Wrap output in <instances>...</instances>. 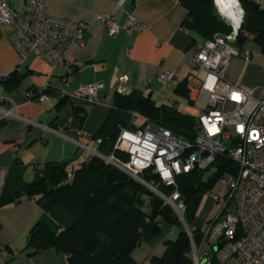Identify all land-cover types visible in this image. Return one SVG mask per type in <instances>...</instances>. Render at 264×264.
<instances>
[{"label": "crops", "instance_id": "1", "mask_svg": "<svg viewBox=\"0 0 264 264\" xmlns=\"http://www.w3.org/2000/svg\"><path fill=\"white\" fill-rule=\"evenodd\" d=\"M3 1L11 8L23 9L28 0ZM118 2L46 0L50 16L88 26L83 34V44L71 46L67 55L72 69L68 86L63 82L67 76L65 67L52 68L33 54L22 61L9 40L13 28L0 24V107H16L20 116L35 122V125H25L15 117L0 121V196L14 162L24 168L22 178L27 182L34 179L35 169L47 163L67 162L69 173L80 164L79 144L90 145L94 141L92 136L114 104L120 74L127 76L133 90L151 96L157 106L160 103L156 102L154 95L165 89L163 104L173 106L196 123L205 99L196 104L184 83L190 70L184 52L190 45V35H193L181 30V23L187 16L186 9L180 0H128L119 8ZM108 14L115 16L120 27L115 36L108 35L98 20L99 16ZM129 14L133 15L135 25L126 29L124 25ZM164 72L177 76L170 86L157 80ZM226 78L231 84L247 89L262 87L264 60L252 55L248 60L241 56L233 58L227 67ZM96 83H103L104 88L97 92V98H108L107 105L85 100L74 103L69 98L60 102V90L72 93L81 86ZM46 87L49 101L39 104L34 97L47 90ZM75 107L79 110L78 116L74 113ZM146 122L152 121L141 116L134 123L130 121L135 126L129 125L128 128L135 129ZM27 175L30 180L25 179ZM43 214L36 201L26 197L0 208V247L10 255L6 260L0 258V264H67L66 257L54 249L26 255L29 232ZM212 218L211 213L198 211L191 224L192 230L206 232ZM178 231L175 226L163 222L156 237L132 251L135 263L154 264L153 259L161 258L165 253L164 242L174 241ZM219 249L218 243L207 239L196 249L200 255L199 264H240L234 257L220 263L217 258Z\"/></svg>", "mask_w": 264, "mask_h": 264}, {"label": "built area", "instance_id": "2", "mask_svg": "<svg viewBox=\"0 0 264 264\" xmlns=\"http://www.w3.org/2000/svg\"><path fill=\"white\" fill-rule=\"evenodd\" d=\"M126 1L119 0L117 7ZM98 20L108 35L118 33L120 27L113 14L99 16ZM0 24L13 28L9 40L22 61L33 54L52 68L63 66L67 72L63 82L66 86L71 83L72 69L67 55L71 46L83 44L86 24L50 16L46 0H28L23 9L11 8L0 0ZM134 25V17L129 14L124 27ZM237 34L232 26L229 35H216L184 52L190 68L184 80L186 90L196 104L205 99L192 128L193 141L146 122L135 129H122L118 134L114 151L125 153L127 160L114 153L109 158L100 154V140L90 145L79 144V148L82 160L97 156L109 161L158 195L181 220L184 202L177 177L195 168L217 171L224 160L231 162L236 170L225 171L216 181V191L207 194L213 204L221 206L209 223L205 238L220 245L217 257L220 263L234 257L240 264H264V87L247 89L228 82L226 70L230 61L240 56L248 60L251 56L249 51L240 52L234 46ZM176 79L171 72L157 78L165 86ZM103 88V83H96L81 86L72 93L62 89L58 94L59 98H69L74 103L85 100L107 105L108 98H97V92ZM132 90L127 76L120 74L117 94L129 95ZM234 93L241 96L240 101L232 99ZM35 101L45 104L49 96L42 93ZM11 117L25 125H35L34 121L20 116L16 107H0V121ZM140 118L133 112L130 121L134 123ZM217 163L218 168L214 167ZM148 169L153 170L161 184L173 188L170 195L162 194L159 185L146 183L141 178ZM68 177L71 178V173ZM187 232L191 238L189 229ZM9 256L6 249L0 247V258L6 260ZM192 262L200 263L194 246Z\"/></svg>", "mask_w": 264, "mask_h": 264}, {"label": "trees", "instance_id": "3", "mask_svg": "<svg viewBox=\"0 0 264 264\" xmlns=\"http://www.w3.org/2000/svg\"><path fill=\"white\" fill-rule=\"evenodd\" d=\"M237 1L243 11V25L234 46L243 52L249 43H253L264 54V0ZM180 3L187 11L181 30L193 34L189 47L232 32L231 26L217 12L213 0H180ZM48 92L43 91L34 98ZM133 112L193 141L195 122L192 119L173 106H157L151 96L132 90L129 95L115 94L109 115L92 136L93 140L101 141L100 154L109 158L114 153L127 160L125 153L114 151V144L122 129L135 126L130 124ZM74 113L79 115L76 107ZM68 166L67 162L47 163L35 169L34 179L30 182L23 180L24 168L19 163L14 162L10 169L0 196V208L26 197L34 199L44 212L29 232L25 248L27 256L54 249L66 257L67 264H136L132 251L156 237L161 224L167 222L178 228V236L174 241L164 242V255L153 259V263L193 264V246L197 249L207 240L205 231L191 228L202 199L225 171L236 170L231 162L224 160L213 176L206 177L205 171L199 168L179 175L176 182L184 202L181 220L158 195L107 160L97 156L82 160L70 172L71 178L68 177ZM141 178L146 183L159 185L158 190L166 196L173 191L172 187L160 183L152 169L144 171Z\"/></svg>", "mask_w": 264, "mask_h": 264}, {"label": "rangeland", "instance_id": "4", "mask_svg": "<svg viewBox=\"0 0 264 264\" xmlns=\"http://www.w3.org/2000/svg\"><path fill=\"white\" fill-rule=\"evenodd\" d=\"M217 9V8H216ZM217 12H218V9H217ZM220 15V14H219ZM221 16V15H220ZM222 19L225 20V22L227 24H229V26H231L225 18H223L221 16ZM243 19V18H242ZM233 25V24H232ZM232 28V26H231ZM217 36H220V35H217ZM227 36V35H226ZM245 50L251 52V55L253 58H260L262 60H264V54L261 52L260 48L256 45V44H253V43H249ZM264 87V86H262ZM165 92L166 90L165 89H162V90H158L156 92V94L154 95V99L156 100V102L161 106L163 103H165V99L164 97H166L165 95ZM258 94V93H257ZM163 99V100H162ZM164 106H167L165 104H163ZM194 108V107H193ZM216 173V170L215 169H210V170H207L205 171V176H213L214 174ZM26 180H30L31 177H29L28 175L26 176L25 178ZM216 185L213 187V189L210 191V192H215L216 191ZM220 204H213L211 202V200L209 199V197L207 195L204 196V198L202 199V202H201V205H200V208H199V213L204 210L205 212H208V213H211V216L214 217L215 214L218 212V210L220 209Z\"/></svg>", "mask_w": 264, "mask_h": 264}, {"label": "bare ground", "instance_id": "5", "mask_svg": "<svg viewBox=\"0 0 264 264\" xmlns=\"http://www.w3.org/2000/svg\"><path fill=\"white\" fill-rule=\"evenodd\" d=\"M217 6L220 8V14L228 20L229 23L233 24L236 28V20L233 18L235 14L241 13L240 20L242 17L241 7L237 0L230 3V0H216ZM239 20V22H240Z\"/></svg>", "mask_w": 264, "mask_h": 264}, {"label": "water", "instance_id": "6", "mask_svg": "<svg viewBox=\"0 0 264 264\" xmlns=\"http://www.w3.org/2000/svg\"><path fill=\"white\" fill-rule=\"evenodd\" d=\"M213 2H214V4H215V6H216V8L218 9V13L220 14V8L217 6V4H216V0H213ZM241 11H242V9H241ZM221 15V14H220ZM222 16V15H221ZM223 17V16H222ZM224 18V17H223ZM243 11H242V17H241V20H240V22H239V25H238V27H236L235 28V31L236 32H239L240 30H241V28H242V25H243ZM227 20V19H226ZM228 21V20H227ZM231 26H233L232 24H230ZM214 167H216V168H218L219 167V164L217 163V164H215L214 165ZM184 226H185V228L188 230V227H187V225L184 223ZM220 246V245H219Z\"/></svg>", "mask_w": 264, "mask_h": 264}, {"label": "clouds", "instance_id": "7", "mask_svg": "<svg viewBox=\"0 0 264 264\" xmlns=\"http://www.w3.org/2000/svg\"><path fill=\"white\" fill-rule=\"evenodd\" d=\"M231 2H234V0H230V3ZM240 15H241V13H237L233 17L236 20V27H238V25H239ZM232 99L235 100V101H240L241 100V96L238 93H234L233 96H232Z\"/></svg>", "mask_w": 264, "mask_h": 264}]
</instances>
